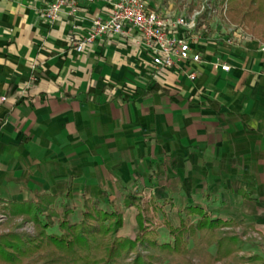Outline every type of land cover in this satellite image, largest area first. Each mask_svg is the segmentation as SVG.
I'll list each match as a JSON object with an SVG mask.
<instances>
[{"label": "crops", "instance_id": "obj_1", "mask_svg": "<svg viewBox=\"0 0 264 264\" xmlns=\"http://www.w3.org/2000/svg\"><path fill=\"white\" fill-rule=\"evenodd\" d=\"M48 1L0 0V203L61 199L70 179L79 216L84 199L109 210L122 189L144 186L177 213L203 207L264 244V43L228 45L214 20L202 62L154 74L130 38L70 45L102 2L51 24L38 11Z\"/></svg>", "mask_w": 264, "mask_h": 264}, {"label": "trees", "instance_id": "obj_2", "mask_svg": "<svg viewBox=\"0 0 264 264\" xmlns=\"http://www.w3.org/2000/svg\"><path fill=\"white\" fill-rule=\"evenodd\" d=\"M227 14L232 22L246 24L251 35L264 43V0H227ZM122 190L124 204L138 205L136 193ZM70 196L68 180L64 197ZM55 199L56 195L43 193L33 200L4 202L10 213L31 220L35 231L0 233V264H122L130 253L134 257L128 264H169L166 259L173 256L175 264H264L259 254H241L244 232L235 230L234 221L212 217L203 207L179 209L177 226L164 218L170 239L159 241L155 227L149 229L153 223L147 206L143 214L138 213L139 230L128 237L118 235L123 224L120 211L85 199L82 218L72 223L69 204L62 202L59 213L53 206ZM54 219L58 233L48 231ZM137 246L152 252L143 255ZM26 258L30 259L24 263Z\"/></svg>", "mask_w": 264, "mask_h": 264}, {"label": "built area", "instance_id": "obj_3", "mask_svg": "<svg viewBox=\"0 0 264 264\" xmlns=\"http://www.w3.org/2000/svg\"><path fill=\"white\" fill-rule=\"evenodd\" d=\"M96 2H102L103 12L93 17L85 35L69 37L73 49L83 52L104 36L123 41L130 38L147 54L148 67L154 74L182 64L202 62L198 47L204 39L203 32L214 20L227 33L223 40L228 45L239 43L246 35L241 26L227 24L224 20L227 5L223 0H203L192 9L188 2L182 1L179 13L165 15L150 8L147 0H49L38 11L41 18L53 24L64 15L75 14L80 5ZM213 65L222 71L230 69V65L220 59ZM188 78L194 80L196 73H188Z\"/></svg>", "mask_w": 264, "mask_h": 264}, {"label": "rangeland", "instance_id": "obj_4", "mask_svg": "<svg viewBox=\"0 0 264 264\" xmlns=\"http://www.w3.org/2000/svg\"><path fill=\"white\" fill-rule=\"evenodd\" d=\"M150 1H152L153 3H155L158 6V9L156 10L158 13L165 11L164 14H162V15L166 14V9L171 4H172V7H173L172 8L173 10L172 9L171 10L173 12H175V10H174L175 8L179 7L181 9L182 1L183 2H188L187 5H189V7H191V9L196 7L198 4H201L203 2V0H147V2H150ZM220 1L221 0H219V2ZM224 1L226 2V5H227V0H223V2ZM220 16H223V15L220 14ZM225 16L226 17H225L224 20L227 22V24L230 23V24H233V25H239V26H241L244 29L245 34L247 36H249L250 38H255V37H253L251 35V33L249 31V28H248V26L246 24L232 22L229 19V17H228L227 10H226ZM68 180H70V179H68ZM66 187H67V184H66ZM127 190L131 191L132 193H136L137 197H139L140 200L138 201L139 202L138 205H126V204H124V201L121 203V197H119L118 201H117V204H114L112 206L113 209H116V210L120 211V213L122 214L123 224H122V227L118 230V235L133 237L137 233L139 228H140L139 219H138V213L140 212L141 214H143L144 213V209L147 206L149 214H151L150 215L151 216V221L153 223V224H151L152 226H150L149 229L155 227V229L157 231V234H158V240L159 241H167V240H169L170 237L168 236V232H167L166 228L164 227L162 221H163L164 218L165 219L167 218V220H169L172 225H174V226L178 225L179 217L177 215L178 213L176 212V205H174L172 203L171 206H169V204H167V203L164 204L162 201H156L153 198L150 189H148V188H146L144 186H141V187L138 186L137 188L127 189ZM65 192H66V189H65ZM65 192H64L63 197L61 199L57 200L58 197L56 195V199L54 201L53 206L56 209V211L60 213L61 212V204H62V202H67L69 204V207H70V210H71L69 215H68V219L71 222L70 217H72V221H73L74 218H77L76 216H78V211L73 216H71L72 209H73V207H72V205L70 203V199L72 197V188H71V196L69 198H65L64 197ZM34 199H36V195H35ZM31 200H33V199H31ZM83 204H84V201H83ZM5 205L6 204L4 202L0 203V233H6V232H18V233H21V232H25V233H28V234H33L34 231H35V229H34L35 227H34L33 223L31 222V220H27L26 216H24L22 214L10 213L7 208H4ZM82 208H83V205H82ZM181 209H183V208H181ZM82 213H83V210L81 212V215L78 216L79 220L82 218ZM146 224L147 223L144 222V225H146ZM230 229H233V228H224V230L231 231ZM235 230L238 233H242L243 232L241 229H238V228H236ZM48 231L56 232V233L59 232L58 226H57V220L54 219V225H53L52 228H49ZM243 239H244L245 243L243 244L241 254H246L247 255V254H251V253H256V254L261 255L264 258V244L256 242V241H258L257 235L254 234V236H253V234H252L251 237L249 238L248 234L247 235L244 234ZM137 251H139L143 255L152 252V250L147 251V250L142 249L141 246H137ZM133 257H134V254L130 253L122 261V264H128L129 261ZM176 258L177 257H175V256L167 257L166 262L169 263V264H175L174 260H176ZM28 259H30V258H28ZM28 259L26 258L24 263L26 261H28ZM192 260L194 262H197V258L196 257L192 258ZM217 264H220V263H217Z\"/></svg>", "mask_w": 264, "mask_h": 264}]
</instances>
